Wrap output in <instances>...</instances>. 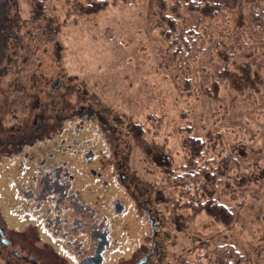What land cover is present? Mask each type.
Wrapping results in <instances>:
<instances>
[{"label":"rangeland","instance_id":"1","mask_svg":"<svg viewBox=\"0 0 264 264\" xmlns=\"http://www.w3.org/2000/svg\"><path fill=\"white\" fill-rule=\"evenodd\" d=\"M69 1L70 5L79 2ZM80 1L86 7L88 2L100 0ZM107 1L95 12L76 15L64 1L0 0L1 22L12 23L9 35L0 26V122L17 126L30 110L44 114L45 121L59 128H67L65 132L52 130L58 134L61 148L86 154L97 138L102 141L99 153L121 155L124 151L130 171L145 182L150 196L161 197L154 202L162 213L158 232L153 236L146 227L142 236L147 244L143 249L140 246L143 252L154 239H161L163 251L157 264H179L183 257L209 264L214 259L213 249L225 243L243 255L242 264H264L263 197L251 194L249 188L237 198L221 195V201L232 205L234 211L233 223L224 227L204 212L181 206L175 189L153 161L157 148L179 158V140L192 122L194 134L203 133L207 126L227 130L230 135L225 144L235 143L244 169L254 165L261 177L264 106L254 112L223 110L227 115L221 118L224 122L213 123V102L207 96L182 93L172 71L158 61L154 41L162 37L151 24L156 0ZM210 1L234 6L238 0ZM222 93L231 95L225 87ZM49 114L56 117L50 120ZM240 122L245 129L234 138L232 126ZM35 153V147L29 149L30 156ZM18 161L20 165L17 156L0 157L2 217L23 188L20 177L26 176V170L21 167L26 165L19 168ZM235 176H227L226 184L238 191L231 179ZM254 182L248 185L251 190L257 189ZM203 241L208 245L202 246ZM126 257L118 256L106 264H126ZM0 264H4L1 256Z\"/></svg>","mask_w":264,"mask_h":264},{"label":"trees","instance_id":"2","mask_svg":"<svg viewBox=\"0 0 264 264\" xmlns=\"http://www.w3.org/2000/svg\"><path fill=\"white\" fill-rule=\"evenodd\" d=\"M57 1H64L76 15L95 12L108 2H88L83 7L80 0L71 5L69 0ZM151 24L162 37L154 41L159 63L172 71L182 93L207 96L213 102V123L224 122L221 118L227 115L223 110L254 112L264 106V0H238L234 6L210 0H156ZM222 87L231 95L223 94ZM220 97L225 98L223 102L216 101ZM191 123L179 140L181 156L174 158L157 148L153 161L175 189L181 206L204 212L227 227L234 221V211L220 196L237 198L249 188L251 194L263 197L264 204V170L258 177L254 165L244 169L237 145L225 144L230 135L227 130L206 125L203 133L194 134ZM243 129L244 122L232 126L233 137H239ZM234 173L237 176L231 179L238 191L227 185V176ZM253 182L256 190L250 188ZM262 218L264 221V210ZM200 244L205 247L208 242ZM213 254L209 264L243 263V255L230 243L217 245ZM179 264L200 262L183 257Z\"/></svg>","mask_w":264,"mask_h":264},{"label":"flooded vegetation","instance_id":"3","mask_svg":"<svg viewBox=\"0 0 264 264\" xmlns=\"http://www.w3.org/2000/svg\"><path fill=\"white\" fill-rule=\"evenodd\" d=\"M0 23L12 34L10 21ZM55 115L49 114L50 120ZM58 129L67 128L30 110L17 126L0 122V157L17 156L19 168L26 165L23 188L11 210L0 215L4 264H106L121 255L127 256L126 264L160 263L161 239L140 251L147 244L142 232L149 227L155 236L161 224L162 213L154 206L159 196L151 197L145 182L130 171L124 151L99 153L97 138L86 154L64 149L55 136ZM33 147L36 153L30 156Z\"/></svg>","mask_w":264,"mask_h":264}]
</instances>
